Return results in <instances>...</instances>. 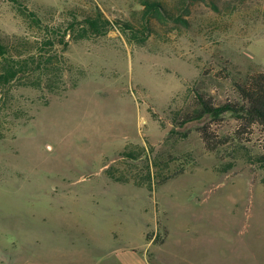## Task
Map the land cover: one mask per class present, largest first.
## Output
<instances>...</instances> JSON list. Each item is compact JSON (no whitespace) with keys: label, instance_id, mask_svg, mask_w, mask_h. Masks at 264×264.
<instances>
[{"label":"rangeland","instance_id":"374dc122","mask_svg":"<svg viewBox=\"0 0 264 264\" xmlns=\"http://www.w3.org/2000/svg\"><path fill=\"white\" fill-rule=\"evenodd\" d=\"M161 1L182 19L152 20L138 44L115 21L142 29L141 0H94L113 27L69 44L76 86L59 95L13 88L31 118L13 124L1 112L0 264L59 249L69 264H264V169L255 162L264 128L239 132L230 115L211 122L214 152L204 122L175 128L186 137L169 133L199 94L236 100V84L264 72V0ZM75 4L90 8L0 0V39L41 38L28 12L53 24L46 8Z\"/></svg>","mask_w":264,"mask_h":264},{"label":"trees","instance_id":"16d2710c","mask_svg":"<svg viewBox=\"0 0 264 264\" xmlns=\"http://www.w3.org/2000/svg\"><path fill=\"white\" fill-rule=\"evenodd\" d=\"M178 1L182 2L183 0ZM89 2L90 8L87 10L80 8L78 4L61 11L46 8V14L50 13L54 19H58L53 24L44 22L39 12L30 10L28 12L30 21L45 31L44 35L40 36L41 38L32 42H23L18 35H15L16 37L11 43L0 39V123L3 115H11L13 119H16L13 120V124L18 123L19 118L24 115L31 118L29 110L16 104L13 100L16 99L13 94L15 86L42 90L48 95H59L76 86L77 82L70 77V71L77 69V66L71 64L69 58L64 55L69 44L72 41L77 42L104 36L113 27V23L98 4L94 0H89ZM140 5H142L140 9L142 29L136 28L130 22L115 21L129 41L138 44L144 42L151 33L150 23L152 20L164 22L169 19L178 21L182 19L181 15L176 16L166 8L161 0H141ZM22 13L25 14L23 11ZM63 62H66L65 69L61 68ZM67 73L69 80L66 79ZM236 85L238 99L218 105L199 94L193 110L175 112L172 119L173 128L169 130V133L186 137V132L175 130V128H182L187 123L194 121L204 122L199 127V131L205 148L214 152L217 149V144L213 141V136L209 131L211 122H219L226 115H230L237 121V131L239 132L247 131L249 133L251 128L256 126L264 128V72L252 73ZM46 97L45 95L41 101L42 105L48 103L49 100ZM206 119L209 121L207 122ZM138 154L137 152H128L126 155L136 158ZM255 162L264 169V153L256 156ZM157 164L156 160L153 161V165L157 167ZM157 235L154 240L157 239ZM146 237L148 240L152 239L149 234Z\"/></svg>","mask_w":264,"mask_h":264},{"label":"crops","instance_id":"0c3cea01","mask_svg":"<svg viewBox=\"0 0 264 264\" xmlns=\"http://www.w3.org/2000/svg\"><path fill=\"white\" fill-rule=\"evenodd\" d=\"M68 256L59 249L57 252L51 254L47 253L46 255H33L29 264H69L71 261H68ZM24 259L22 256H17L13 259L14 264H19L20 261ZM84 260V256H78L72 260V264H79L80 261Z\"/></svg>","mask_w":264,"mask_h":264}]
</instances>
